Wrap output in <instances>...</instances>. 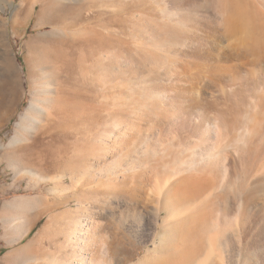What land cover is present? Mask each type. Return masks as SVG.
<instances>
[{"label": "rangeland", "instance_id": "1", "mask_svg": "<svg viewBox=\"0 0 264 264\" xmlns=\"http://www.w3.org/2000/svg\"><path fill=\"white\" fill-rule=\"evenodd\" d=\"M166 1L169 3L165 0H0V145L7 146L0 147V264H56L68 259L65 256H75L70 243L66 242L70 246L65 247L64 241L68 240L63 233L69 231V224L63 222L61 216L81 207L74 195L84 202H81L82 207L95 203L93 209H98L100 221L93 228L95 239H92L93 255H90L94 264H137L147 249L153 247L156 222L161 226L165 214L156 217L154 198L157 195L151 189L155 182L151 178L164 177L165 180L172 161L160 164L153 159L146 161L139 153L143 149L140 145L155 142L153 136L146 138V133L154 128L152 134L162 128L167 132L170 128V124L158 123L156 95L169 89L174 78L170 81L171 75L189 59L194 35L191 29L196 30L190 26L199 25L201 14L196 12L201 8L199 3H204L203 0ZM166 4L170 8L163 11ZM215 16L217 18L216 13ZM187 17L191 19L187 21ZM211 17L209 20L216 19ZM192 20L198 23L190 24ZM199 30L197 28L196 34H200ZM188 33L193 34H190L191 40ZM5 58L13 61L10 75L3 63ZM164 75H168V80ZM46 89L49 91L45 92ZM35 99L44 104L49 113L40 115L42 129L35 124L32 131H28L25 125L29 126L30 117H35L31 107ZM115 122L120 127L119 138L111 134V124ZM129 124L137 128L135 134L133 130L136 138L133 144L129 143ZM156 125L161 127L157 129ZM18 134H25L24 140L8 146L14 135L20 136ZM133 145L137 150L131 148ZM89 149L96 153L82 154V150ZM40 161L44 168L39 174L47 179L33 180L29 174L19 172V166L38 167ZM90 164L94 168L79 174ZM49 178H54V182ZM247 182L240 174L220 187L217 198L221 199V203L218 202L221 205L216 203L217 213H214L226 210L229 215L237 214L238 201L244 193L260 198L264 195V181L255 185ZM96 187L101 188L100 194L92 192ZM22 197L30 199L29 207L16 202ZM60 198L65 199L60 201ZM8 214L23 215L31 224L14 228L6 222ZM20 219L16 220L22 221ZM215 221L217 219L211 218L202 228L206 237L201 239V256L209 250L214 252L208 264H222L218 259L221 252L227 264H264V239H238L237 232L232 233L233 224L234 228L229 225L228 228ZM217 226L225 228L233 238L210 239V232L214 231L211 237L217 234ZM39 237L48 252L40 251L31 256L39 243L28 244ZM6 239L21 240L8 243ZM104 246L108 248L107 254L103 253Z\"/></svg>", "mask_w": 264, "mask_h": 264}, {"label": "bare ground", "instance_id": "2", "mask_svg": "<svg viewBox=\"0 0 264 264\" xmlns=\"http://www.w3.org/2000/svg\"><path fill=\"white\" fill-rule=\"evenodd\" d=\"M154 1L155 0H153V2ZM203 1L204 3H199L201 4L199 5L201 6V8H199L200 10L198 9L200 13H198V11H193V13L196 12L202 15H199L198 18L201 21L197 19L199 23L195 22V17L198 15L195 16L193 14L195 17H193V15L190 16L191 14L189 15V17L195 20H192L194 22L191 21L190 24L198 23L200 25V27L199 25L192 26L195 24L190 26L191 28L195 27L194 29L196 30L197 28L198 30L200 29L198 31L200 34H196V30L191 29V32L193 31L194 33H192L197 35L193 38L194 35L188 33L189 39L190 36L193 35L191 38L192 40L190 39L191 44L188 39L192 47V50L188 53L189 59L186 60V62L182 61L184 63L181 62L182 64L178 67L177 72L171 75L170 81H172L173 77L174 78L171 85L168 87L170 92L168 91L169 89H167L166 92L161 90L162 92L156 95L159 102V112L157 115L155 114L157 118L159 117L158 120L160 121H158V123L170 124V128L167 132H163L164 130L162 128L159 129L162 131L156 130L155 133L152 134L154 128L153 131L151 130L152 132L149 131L146 133V138H151L150 136H153L155 142H145L141 144L142 146L140 145V147L143 148L140 149V151H142H137L141 156L146 158V161L153 159L157 164L172 161V166H168L170 172H167L170 174L169 176H165V180H163L164 177L162 179L159 176L157 171L156 175L158 174L157 176L160 178H151L155 180L151 189L155 192V195H157L155 196L156 198L151 196L157 203L156 217H158V215L160 217L161 214H165V216L161 220V226L156 222L155 228L153 227L155 229L153 247L147 249L145 256L139 261L140 264H208L212 262L214 256L213 250H209L204 256H201V239L206 237V233L204 234L202 228L209 223L211 218L217 219L215 223L218 224L223 223L226 226H232L233 224L235 229H232V233L237 232L238 239H264V195L260 198L243 192V196L238 201L237 214L233 213L231 216L226 210V213H214V211H216L214 210L216 203H221V199L217 198L219 196V188L226 186L233 176L241 174L248 181L247 184L249 183L250 185L264 181V0ZM165 2L167 3L166 0ZM167 4L165 5V9L170 8L168 7L170 5ZM165 9L162 10L167 11V9ZM139 14L141 16L140 12ZM212 14H214V16ZM168 15L169 14L166 16ZM135 16L136 14L134 17ZM166 16L164 15V17ZM168 17L170 19V16ZM210 17H215L216 19L212 21V19L209 20ZM136 18L138 20L139 17ZM189 19L191 18L187 17V21H189ZM186 39L187 37H185V40ZM188 46L186 47L188 48ZM184 55H186V53ZM3 63L7 69V74L10 75L13 61L9 58H5ZM48 91L47 89L45 90V92ZM31 103L35 117H30L29 119V117L24 115L31 121V123L28 121L30 127L25 125V130H31L33 128L32 126L35 124H38L40 129H42L41 127L44 126L40 115L44 113L48 114L49 111L44 107V104L37 99L33 100ZM30 111L31 110H29V112ZM27 115L31 114L28 113ZM125 122H123V124L128 125ZM115 123L111 124V126L113 125L111 134L113 132L112 135L118 137L120 135V127L118 128L117 122ZM20 124H22V122ZM172 124L173 126L176 125V127L172 126V128ZM157 125L155 126L157 129L161 127ZM135 128L130 126L129 133L127 129L128 137L130 138L129 143L132 144L136 142L134 136L136 132ZM125 129H123L124 132ZM108 131L110 132V130ZM123 131L122 134H124ZM143 135H145V133ZM23 136H25V134L20 136L14 135V138L10 140L8 146L19 144V142L24 140ZM123 136L124 135H122V137ZM125 137L128 138L126 133ZM126 138L125 140H127ZM140 139L142 140V138ZM126 142L124 141V143ZM149 142H151V140ZM104 146L103 148H105ZM110 146L112 147V145ZM113 146L115 147L116 144ZM0 147L6 148L7 146L0 145ZM131 148L137 150L135 146ZM131 148L129 150H131ZM91 152H93L91 149L88 151L82 150L83 155H90ZM100 153L102 154V152ZM39 157H41V155H39ZM145 164H147V162ZM91 167L94 168V165L90 164L89 166H85L84 168L86 169L81 170L79 174L81 172L83 174L86 173ZM169 167H171V169ZM43 168L44 164L40 161L38 167L25 164L21 165V167L19 166L18 169L19 172L29 174L33 180L36 178L44 180L47 179V177L45 178L39 174ZM82 168L83 166L81 169ZM145 173L147 174L146 171ZM167 173L165 175H167ZM151 177L154 176L151 175ZM144 178L146 179V176ZM51 179L54 182V178ZM51 179L49 178V180ZM60 179L62 178H58L59 182L61 181ZM140 180H142V178ZM144 181L143 183L145 185ZM109 188H111V186ZM91 190L92 192H98V194H100L98 190H101V188L97 190L96 187V189ZM137 191L139 190L137 189ZM152 191L150 190V192ZM87 192L88 191H86V193ZM111 194L112 193H110V195ZM102 196L104 195L102 194ZM74 198L79 201V206L82 207L83 204H81V202L83 201L78 199L76 195H74ZM64 199L65 198H60V201ZM99 200L98 198V201ZM16 202L29 207L31 201L28 198L22 197L16 200ZM106 202H108V199ZM228 204L229 201H227V205ZM94 205L95 203L87 204L86 207H79L74 211H66L61 215L62 221L69 224V231L63 233V235L66 234L65 236L69 242H64L70 243L76 252L75 256L71 254L67 257L64 254L65 258H68L66 260L69 261H59L56 262V264H94L93 259L90 257V255H93V253H91L92 239H95V236H93V228L96 224H99L100 221V216L97 213L98 209L95 211L93 207L96 208V205ZM19 207H21V205H19ZM16 209H18V206H16ZM218 212L220 211L218 210ZM19 213H17V215ZM214 214L216 218H213ZM18 218H21L22 221L16 220ZM5 219L6 222L14 228L31 224L30 220L28 222L26 217L23 218V215L9 216L8 214ZM47 229H45V231ZM216 230L217 234L215 236L212 235L211 237L214 231L210 232V239L215 240L218 236L224 239L233 238L230 232L225 228H221V226ZM14 231H16V229ZM24 231L25 230H23V233ZM6 240L8 243H16L21 239ZM37 243H39V246L37 250L35 249L36 251L34 250L31 252V256L37 255L40 251L42 253L48 250L43 247L45 244L43 246L41 245L43 240L42 238L40 239V237L31 241L28 246H35ZM67 243L65 244L66 248L69 245ZM210 245L213 244L211 243ZM49 251L55 253L53 250ZM103 253H108V248L106 246H104ZM221 253L218 259L224 264L226 261H223V253L222 255Z\"/></svg>", "mask_w": 264, "mask_h": 264}]
</instances>
